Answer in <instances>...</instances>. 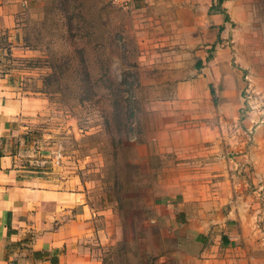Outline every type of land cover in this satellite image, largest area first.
Instances as JSON below:
<instances>
[{
  "label": "rangeland",
  "instance_id": "obj_1",
  "mask_svg": "<svg viewBox=\"0 0 264 264\" xmlns=\"http://www.w3.org/2000/svg\"><path fill=\"white\" fill-rule=\"evenodd\" d=\"M190 1L32 0L14 28L0 31V74L14 66L13 95L25 104L12 121L19 130L7 131L3 144L27 191L26 205L10 213L21 238L8 244L7 264H33L36 250H49L58 264H179L184 221L162 194L168 169L193 159L200 113L211 111L200 103L216 105L235 69L247 80L234 57L214 69L209 58L217 47L203 46L211 28L204 15L196 20L184 10ZM239 8L241 20L226 25L216 44L264 52V0H242ZM9 42L21 61L8 59ZM52 64L61 81L49 87L64 96L31 91ZM83 89L108 96L105 112L79 100ZM74 185L89 216L79 214L83 204L55 216L39 208L37 189Z\"/></svg>",
  "mask_w": 264,
  "mask_h": 264
},
{
  "label": "crops",
  "instance_id": "obj_2",
  "mask_svg": "<svg viewBox=\"0 0 264 264\" xmlns=\"http://www.w3.org/2000/svg\"><path fill=\"white\" fill-rule=\"evenodd\" d=\"M31 1L0 0V31L14 28L17 15ZM190 3L184 10L194 12L196 20L204 15L203 26L211 28L203 46L217 47L209 58L214 69L220 64L229 67L234 57L251 81L242 79L235 69L234 77L224 81L216 105L200 103L211 111L200 113L195 147L191 149L193 159L168 169V191L162 194L172 197L169 206L178 210L184 221L178 230L179 264H264V222H256L264 219V198L260 196L264 187V52L249 47L247 54L237 53L227 41L216 44L226 25L241 20L242 0ZM179 14V21L185 22L181 10ZM201 58H206L203 51ZM248 84L253 91L251 106L244 96ZM15 85L8 74H0V264H7L8 244L21 238L10 213L16 203L19 208L26 205L27 195L25 180L15 178L14 154L8 144L3 149L2 141L7 131L14 134L19 130L12 121L25 110L23 99L13 95ZM228 91L230 99L225 97ZM69 188L37 189L41 194L39 208L45 205L44 209L55 216L63 206L83 204L79 214L89 216L82 192L76 185ZM58 263L47 253L44 259L35 258L33 264Z\"/></svg>",
  "mask_w": 264,
  "mask_h": 264
},
{
  "label": "trees",
  "instance_id": "obj_3",
  "mask_svg": "<svg viewBox=\"0 0 264 264\" xmlns=\"http://www.w3.org/2000/svg\"><path fill=\"white\" fill-rule=\"evenodd\" d=\"M40 30V29H39ZM40 32V31H39ZM10 37V35L8 34V38ZM27 42V40H26ZM27 45H30L28 42L26 43ZM3 47L0 46V49H2ZM4 48L7 49V53H9V56H8V59L10 60H17V61H21V58H17V57H14L12 54V48H13V45L11 44V42L8 43V45H5ZM23 60V59H22ZM11 65V64H10ZM10 65H6L5 68H3V73L5 74H8L9 75V80L12 84L15 83L12 75L10 74V68L14 67V66H10ZM53 71L44 76L43 77V80H42V86L41 87H38L34 90H31V91H41V92H44V93H47V94H54V95H58V94H61L62 96H64V89L61 88V87H57V88H51L49 87L50 84H52L53 82H59L61 81V74L57 71L56 69V65L55 64H52L50 66ZM83 80V79H82ZM79 100H82V101H86V100H93L97 103V105H99V107L102 109L103 112L104 111V108H103V103L105 101L108 100V96L106 97H103L100 93H98V91H89L88 89H83L79 95ZM111 100V103H116L118 101V92H117V96L114 97L113 99H110ZM28 134H25L24 135V138L27 139L28 138ZM2 141L4 142L5 141V137L2 139ZM2 155V151H1V148H0V156ZM47 253L48 251H43V250H37L34 252V255H35V258L37 259H44L46 256H47ZM52 262H58V258L57 257H52L50 259Z\"/></svg>",
  "mask_w": 264,
  "mask_h": 264
},
{
  "label": "built area",
  "instance_id": "obj_4",
  "mask_svg": "<svg viewBox=\"0 0 264 264\" xmlns=\"http://www.w3.org/2000/svg\"><path fill=\"white\" fill-rule=\"evenodd\" d=\"M123 1L127 3L130 0H123ZM246 79H248V81H251V78L249 77V75H246ZM250 86L251 84H248V86L244 88V96L246 97V101L248 102V104L251 106L252 105L251 99L253 97V94H252L253 91L250 89ZM261 189L262 191H264V187Z\"/></svg>",
  "mask_w": 264,
  "mask_h": 264
}]
</instances>
